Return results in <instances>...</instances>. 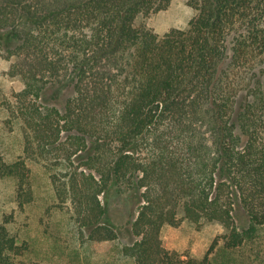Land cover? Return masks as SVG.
I'll return each instance as SVG.
<instances>
[{
	"label": "trees",
	"instance_id": "1",
	"mask_svg": "<svg viewBox=\"0 0 264 264\" xmlns=\"http://www.w3.org/2000/svg\"><path fill=\"white\" fill-rule=\"evenodd\" d=\"M172 2L0 0V30L15 42L5 47L16 58L8 74L25 83L0 103L4 124L24 139V156L0 155V177L16 179L24 206L35 199L28 160L46 167L55 206L69 211L82 243L118 238L100 197L114 181L140 187L138 238L123 256L212 264L218 239L204 256L184 257L164 245L162 228L215 221L237 249L264 224V0H188L189 26L163 35L140 21ZM59 84L74 91L63 110L41 101ZM31 250L0 221V264H49Z\"/></svg>",
	"mask_w": 264,
	"mask_h": 264
},
{
	"label": "rangeland",
	"instance_id": "2",
	"mask_svg": "<svg viewBox=\"0 0 264 264\" xmlns=\"http://www.w3.org/2000/svg\"><path fill=\"white\" fill-rule=\"evenodd\" d=\"M195 9L188 0H173L167 10L140 19L157 33L163 35L172 28H187ZM5 31L0 30V103L4 98L24 88L18 76H9L8 69L16 58L7 57L5 47L14 46ZM229 53H232L229 47ZM74 94L72 87L51 85L43 93L41 101L64 109L67 99ZM5 114L0 108V155L12 162L24 156V139L19 128L10 130L3 122ZM32 169L35 199L21 206L16 199V179L0 177V221L21 239L32 244L29 256L49 264H134L122 254V248L138 237L132 223L142 203V189L114 181L100 197L107 208L105 221L118 232L113 241H87L82 243L73 236V224L69 211L55 206L56 196L51 172L42 164L28 160ZM236 218L240 230L249 232L251 219L245 208L237 204ZM182 216V213L180 214ZM224 226L215 221L201 225L183 219L179 225L165 224L162 228L163 243L179 253L204 256L215 240L218 244L212 253V264H264V224L250 232L251 236L237 249H227L224 243ZM62 237V238H58ZM42 264V263H41Z\"/></svg>",
	"mask_w": 264,
	"mask_h": 264
}]
</instances>
